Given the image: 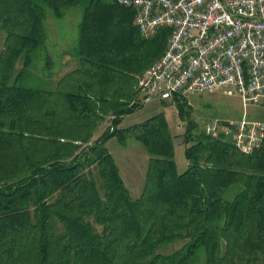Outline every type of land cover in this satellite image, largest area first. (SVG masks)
<instances>
[{
  "label": "trees",
  "instance_id": "16d2710c",
  "mask_svg": "<svg viewBox=\"0 0 264 264\" xmlns=\"http://www.w3.org/2000/svg\"><path fill=\"white\" fill-rule=\"evenodd\" d=\"M114 1L82 7L70 50L77 66L48 89L28 84L38 80L29 70L45 12L60 17L76 1L0 0V264H191L199 253L203 264H264V139L243 155L195 133L185 99H174L187 162L177 173L161 112L117 128L141 107L137 77L162 55L167 31L141 37L132 11ZM110 139L136 141L148 156L135 199ZM177 240L179 249L156 253Z\"/></svg>",
  "mask_w": 264,
  "mask_h": 264
},
{
  "label": "built area",
  "instance_id": "2783aa9c",
  "mask_svg": "<svg viewBox=\"0 0 264 264\" xmlns=\"http://www.w3.org/2000/svg\"><path fill=\"white\" fill-rule=\"evenodd\" d=\"M114 2L132 11L141 37L167 31L162 55L137 77L140 104L174 106V99L218 91L243 107L264 104V0ZM202 131L250 155L264 139V121L215 119Z\"/></svg>",
  "mask_w": 264,
  "mask_h": 264
},
{
  "label": "rangeland",
  "instance_id": "374dc122",
  "mask_svg": "<svg viewBox=\"0 0 264 264\" xmlns=\"http://www.w3.org/2000/svg\"><path fill=\"white\" fill-rule=\"evenodd\" d=\"M76 5L67 7L61 11L60 17H54L53 14L46 10L43 20V32H44V44L43 49L47 53L49 47L57 40H61L63 43V49H68L73 43L76 33L77 24L79 23L82 15V7L86 5L90 0H75ZM92 2H104L106 0H91ZM111 1V0H109ZM153 36V35H152ZM149 36V37H152ZM148 37V38H149ZM4 35L0 31V52L3 48ZM51 55V54H50ZM53 56L49 57L52 58ZM49 66L51 64L57 65V60L50 59ZM21 67V60L15 63L14 73ZM44 59L42 54H39L32 62L30 72L32 79H38L36 81L28 82L31 86H41L43 88H52L55 79L59 74H53L55 69H44ZM47 81H50V85H47ZM52 83V84H51ZM28 85V86H29ZM186 104L189 108V119L196 125L195 133L200 132L204 123L211 122L213 120H239L243 115L248 121H264V104L252 105L248 104L245 107L241 105L240 99L237 96H225L221 91L211 94H199L185 98ZM161 110L167 119L169 124V132L173 137V161L175 163L177 173H181L185 170L187 162L184 159L183 151V131L185 127L184 121L179 119L176 115L174 106L167 103L157 102V100H149L143 103L142 106L130 115L129 119L145 120L158 111ZM160 113V112H159ZM129 119L119 125V128H125L130 125ZM132 124V123H131ZM108 126V120L100 124L102 132ZM100 129V130H101ZM105 147L109 154L112 156L121 179L125 186L130 190L132 195L135 192H141L144 176L146 171L147 154L144 148L136 141L128 140L125 146L119 145L115 139H110L105 143ZM93 178L98 185L96 174L92 172ZM185 241H174L170 244L160 247L156 250L157 254L168 255L175 250L179 249ZM191 264H203L202 253L197 254Z\"/></svg>",
  "mask_w": 264,
  "mask_h": 264
},
{
  "label": "crops",
  "instance_id": "0c3cea01",
  "mask_svg": "<svg viewBox=\"0 0 264 264\" xmlns=\"http://www.w3.org/2000/svg\"><path fill=\"white\" fill-rule=\"evenodd\" d=\"M53 43L57 44V46H54L52 44L51 47L48 48L49 51L47 50V53L44 51V49H41V51L38 54H42V58L44 60H50V59L57 60V65L56 64H51L50 66L48 65V66L44 67L45 69L46 68L47 69H49V68L50 69L51 68L55 69L53 74H59V76L55 79V81H56L62 75L66 74L69 70L76 68L77 64H76V59L70 55V50H71V47H72L73 43H71V46L68 47V49H65V48L63 49V43L64 42H62L61 40H57L56 42H53ZM51 56H53V57L49 59V57H51ZM52 88H53V86H52ZM136 99L138 100L137 94H136ZM141 106H142V104H141ZM157 111H158L157 113L161 112V110L160 111L157 110ZM131 114L123 116L121 121H120V123H119V125L124 121V119H129ZM164 117H165V120L167 122V126L169 127L168 119H167V117L165 115H164ZM129 120L130 121L128 123L130 125H128V126H131V125H134V124H137V123H140V122L144 121V120H141V118L140 119H129ZM119 125L117 126V128H119ZM128 126H126V127H128ZM100 129H101V127L99 125L98 128L96 129V131L93 134V138H92L93 140L98 138L100 136V134L102 133V129L101 130ZM122 182H123V180H122ZM123 184H124V182H123ZM124 186H125V184H124ZM125 188L129 192L130 197L133 198V199L137 198L139 196V194H140V191H139V192H135V195H132L130 190L126 186H125Z\"/></svg>",
  "mask_w": 264,
  "mask_h": 264
}]
</instances>
